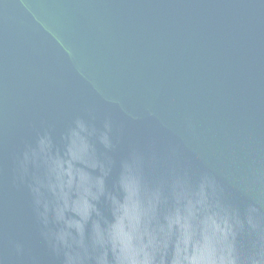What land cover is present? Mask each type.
<instances>
[{"label":"water","instance_id":"obj_1","mask_svg":"<svg viewBox=\"0 0 264 264\" xmlns=\"http://www.w3.org/2000/svg\"><path fill=\"white\" fill-rule=\"evenodd\" d=\"M0 264H264V0H0Z\"/></svg>","mask_w":264,"mask_h":264}]
</instances>
